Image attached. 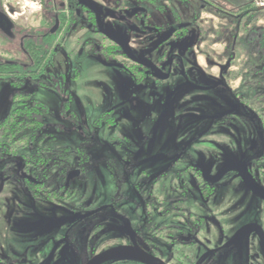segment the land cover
I'll return each mask as SVG.
<instances>
[{"label":"rangeland","instance_id":"1","mask_svg":"<svg viewBox=\"0 0 264 264\" xmlns=\"http://www.w3.org/2000/svg\"><path fill=\"white\" fill-rule=\"evenodd\" d=\"M28 1L29 6L25 0H2L11 13L18 14L12 36L0 30V62L28 63L22 36L32 26L51 20L41 15L39 0ZM247 1L178 0L172 4L164 0L159 9L139 0H124L130 9L141 7L149 14L148 23L143 24L138 21L140 16L130 14L132 25L146 29L138 34L129 29V36L134 47L153 58L168 48L185 60H196L198 69L214 76L221 73L226 61L234 63L236 72L243 64L238 76L252 74L255 61L259 60L257 65L261 67L264 60L246 56L243 43L235 40L232 45L234 24L220 10L235 9ZM114 22L120 30L129 28L119 20ZM254 24L264 25V17ZM83 26L78 22L72 27L44 76L28 78L19 85L0 79V122L16 106V94H29L31 102L45 106V127L38 145L70 148V169L82 171L65 180L73 195L65 198L49 194L56 199L47 201L22 185L21 171L13 175L0 169V263L84 264L93 254L123 241L124 227L131 223L140 245L156 248L164 260L173 252L174 258L193 264L202 262L200 259L202 264H264V248L257 235L237 245L228 243L249 223L259 224L264 231V202L242 189L235 175L220 182V190L207 206L197 192L187 193L188 210L210 219L199 232L189 228L187 215L174 217L171 211L158 216L169 198L180 195L172 192L171 187L179 185L175 175L160 173L168 165L154 163L153 156L166 153L171 143H180L185 129L200 125L201 121L189 115L208 112L213 108L209 100L200 96L193 105L187 102L177 120H168L164 112L166 116L173 113L174 100L167 104L164 98L150 97L134 87L133 79L119 65L101 61L94 53L97 42H111ZM105 114L115 119L114 124L100 120ZM170 122L176 124L171 127ZM179 180L183 182L184 178ZM61 182L57 180L56 187L65 183ZM179 228L196 239L194 248L180 243L171 247L166 238ZM212 250L216 252L211 257L208 254Z\"/></svg>","mask_w":264,"mask_h":264},{"label":"flooded vegetation","instance_id":"2","mask_svg":"<svg viewBox=\"0 0 264 264\" xmlns=\"http://www.w3.org/2000/svg\"><path fill=\"white\" fill-rule=\"evenodd\" d=\"M46 1L49 3L47 6L48 8L45 7L43 0H39V3H41V15L43 14L45 18L49 17V19L51 17V20L45 21L47 24L43 28H39L40 26H32V28H36V31L32 32L30 29L28 33H24L22 36V47L26 54L25 41L27 39H41L48 44L53 42V44H55L56 53H51L54 54L50 64L51 67L55 55L58 54L61 45L69 37L72 27L78 25L79 22L81 28H83V23L85 25L87 19L91 20L90 25H87V29L89 31L91 30V32L94 31L96 34L103 35L99 31L95 13L80 4V0ZM93 1L103 8L104 12L102 19L104 23L114 27L118 32L122 33L137 56H144L149 59L153 65L162 72L161 76L166 77L169 75L162 79L151 68L131 61L123 52L126 57L120 61L128 65L131 63L135 64L136 66L131 64L133 66L132 69L138 73L139 77H144L143 82H137L124 70L133 79L134 87L142 89L143 93L150 97L154 95L158 99L164 98V102L167 104H169L172 99L174 100L173 113L170 116H166L167 111L164 112L168 120H177L180 111L184 108L186 103L189 102L188 106L193 105V100L200 96L207 98L209 103L213 106V108H208V112H203L201 114L191 113L189 116L201 121L200 125H197L196 128H191L192 130L187 131L185 129L182 135L183 139L179 140L180 143L178 144L171 143L168 137L166 143L167 145L171 143V146L169 145L171 151L168 149L166 153L159 152L153 156L154 163L159 165L165 163L168 165L167 168L170 172L166 168L163 171L161 170L162 172L160 173H172L179 183L176 188L174 186L171 188L172 192L180 195V197L173 199L169 198L166 207L158 212V216L168 215L171 211L174 217L187 215L188 218L186 221L190 224L189 228L199 232L210 219L208 216H198L188 210L186 205H190V197L187 193L191 194L197 192L203 201V205L207 206L208 201L220 190V182L229 175H235L242 189L248 191L256 199L264 202V199L259 198L249 189L245 181V175H249L264 188V76L259 74V67L257 65L259 60H253L256 64H254L252 74L238 76V74H241L243 71V64L236 72V70L233 69L234 63L226 61L225 64L222 65L221 73L218 76H214L205 70L198 69V65L195 64L196 60H185L180 57L178 53L168 51V48L165 49L164 52H161L159 56L153 58L151 55H147L146 52L140 51L139 48L134 47L131 41L132 38L129 36V29H132L131 32L133 34L142 33L146 29V27L144 29L143 27L131 24L132 17L130 14H134L137 17L140 16L138 21H141V24L148 23L147 17L149 14L143 8L136 7L130 9V6L127 7L124 0H104V2L100 0ZM139 1L141 4H148L150 6V3L146 0ZM176 1L178 0H173L171 3L173 4ZM250 1H253L255 4L254 0ZM0 2V13L5 20V29L0 30L12 36L17 28L14 18L18 13H11L9 6L4 4L2 0H0ZM221 10L227 13L229 17L233 15L231 14V9L224 7V9ZM235 16L236 15H233V17ZM73 18L76 19L77 23L68 29L67 25ZM114 20H119L126 23L127 26L129 25L128 30L124 31L118 29L114 24ZM103 38L110 41L104 35ZM110 42L113 43L112 41ZM97 44L99 45L100 43L97 42ZM51 54L49 53L46 57H50ZM120 68L123 69L122 67ZM44 75L45 74H43V76ZM194 94L196 95L193 96ZM188 99L191 100L189 101ZM169 124L172 127V125L176 123L172 124L170 122ZM168 130L170 133L171 129L169 128ZM214 136L216 138H214ZM212 147L214 148L212 149ZM222 150H227L228 153L223 154ZM147 161H149V158ZM227 162H233L237 166V169L231 170L225 174L219 182L211 181L210 178L216 177ZM173 168L174 170H172ZM79 171L80 169H77V167H74L73 170L70 169L65 180L69 179L70 173ZM81 174L82 171H80L79 175ZM179 178H184V181H180ZM59 180L62 181L61 183L65 182L64 184L66 185L68 183V181H64L63 179ZM56 183L57 181L54 185ZM46 199L50 201L56 198ZM96 210H90L88 212L92 213ZM148 219H150V217H148ZM128 224L132 229V224ZM218 224L220 223L218 222ZM127 225L124 227L125 230L122 229V231H125L122 233L123 241L111 248L131 247L134 246L133 240H135L138 248L161 259L166 264H193L190 262H182L174 258L173 252L167 260H164L159 256L156 248L153 249L148 245H145V247L140 245L138 232L136 233V231L132 229L133 234H128L126 231L129 226ZM257 225L260 226L259 224ZM220 227L222 229L221 225ZM253 234L257 235L258 240L262 243L261 237L257 233H251L247 237ZM169 236L171 238L167 236L166 240L171 244V247L180 243L184 246L194 248L197 242L196 239L192 240L193 237L188 235L187 231L182 228H179L176 234L173 233ZM234 236L228 241L232 246L241 243H232ZM215 252V250H212L208 255L212 257L215 255ZM97 254L99 253L93 254L91 258ZM202 256L205 257L207 255ZM116 259H134L141 261L130 257ZM200 261L202 262L196 261L194 264L204 263L203 260L200 259ZM118 263L129 264L127 261H119ZM0 264H6V262H1Z\"/></svg>","mask_w":264,"mask_h":264},{"label":"trees","instance_id":"3","mask_svg":"<svg viewBox=\"0 0 264 264\" xmlns=\"http://www.w3.org/2000/svg\"><path fill=\"white\" fill-rule=\"evenodd\" d=\"M146 1L150 3V6L158 7L159 3L164 0ZM165 1L171 2L173 0ZM43 3L48 8L49 3L46 0H43ZM162 7L159 6V9ZM231 10V14L236 15L235 17L233 15L229 17L227 13L224 14L234 24V30L230 35V37L233 36L232 45L236 42L243 43L245 48L242 50L246 56L253 58L256 56L261 61L264 60V25L254 24L255 20L259 22L264 17V8L256 7L253 1H247L240 7ZM76 22L74 18L69 21L68 29ZM90 22L91 20L87 19L85 25H90ZM46 24L42 22L39 28L45 27ZM31 31H36V28H31ZM54 45L53 42L48 44L41 39H27L25 50L29 59L28 63L22 65L14 60L0 62V79H8L13 84L19 85L28 78L43 76L50 67L54 56L51 53H56ZM49 53L51 56L46 57ZM94 53L106 64H117L122 67L137 82L144 81V77H139L138 73L132 69V65L136 66L135 64L128 65L118 59V57L124 58L126 56L117 44L105 45L100 43L95 47ZM261 71L264 72V62H261V67L259 66V74H264ZM15 101L17 104L14 109L0 122V169H7L8 174L13 175H16L17 170L21 171L22 185L28 188L34 196L38 194L51 199L48 197L49 194L58 197L62 193V196L69 198L74 194V191L66 184L56 187L54 183L59 179L65 181L72 165L71 149H55L42 144L38 145L41 143L45 127L43 121L45 106L36 101L31 102L29 94H16ZM100 120L108 125L115 122V119L107 116V114L102 115ZM79 151L80 153L84 152L82 148ZM9 164H12V167L8 168ZM119 261H127L129 264H146L134 259H115L104 264H119Z\"/></svg>","mask_w":264,"mask_h":264},{"label":"water","instance_id":"4","mask_svg":"<svg viewBox=\"0 0 264 264\" xmlns=\"http://www.w3.org/2000/svg\"><path fill=\"white\" fill-rule=\"evenodd\" d=\"M80 4L91 10L93 13H95L97 18V23L99 27L100 33H102L105 37H107L110 41L117 44L125 53V55L133 62H136L140 65L147 66L151 68L156 74H158L162 79L168 77L169 75L161 76L162 72L159 71L153 63L147 59L144 56H137L135 52L133 51L131 45L129 42L124 38L123 34L118 32L114 27L110 25H106L102 19L103 15V8L99 6L96 2L93 0H80ZM5 20L2 17L0 13V29L4 30L5 26L4 23ZM237 169V166L233 162H227L222 170L219 172V174L214 177L210 178L213 182H219L222 177L230 172L231 170ZM208 174V173H207ZM78 172L70 173L69 179H71L74 176H77ZM245 181L247 183V186L249 189L259 198L264 199V188L261 187L251 176L245 175ZM128 234L132 235L133 231L131 227L129 226L127 231ZM251 233H257L262 240V245L264 247V231L263 229L258 226L257 224H248L241 228L234 236L232 243H239L242 242L248 235ZM134 246L131 247H116L111 248L102 251L101 253L95 255L92 257L87 263L85 264H104L107 261L116 259V258H136L141 261H144L148 264H166L161 259L149 254L148 252L144 251L143 249H140L136 245V241L133 240Z\"/></svg>","mask_w":264,"mask_h":264},{"label":"built area","instance_id":"5","mask_svg":"<svg viewBox=\"0 0 264 264\" xmlns=\"http://www.w3.org/2000/svg\"><path fill=\"white\" fill-rule=\"evenodd\" d=\"M255 1V5L259 8H264V0H254ZM25 4L26 6H29L30 1L25 0Z\"/></svg>","mask_w":264,"mask_h":264}]
</instances>
